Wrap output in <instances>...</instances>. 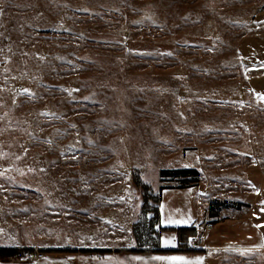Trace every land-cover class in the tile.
<instances>
[{"label": "rangeland", "instance_id": "obj_1", "mask_svg": "<svg viewBox=\"0 0 264 264\" xmlns=\"http://www.w3.org/2000/svg\"><path fill=\"white\" fill-rule=\"evenodd\" d=\"M184 167L194 224L207 200L264 232V0H0V247L31 250L0 264H174L129 249Z\"/></svg>", "mask_w": 264, "mask_h": 264}, {"label": "crops", "instance_id": "obj_2", "mask_svg": "<svg viewBox=\"0 0 264 264\" xmlns=\"http://www.w3.org/2000/svg\"><path fill=\"white\" fill-rule=\"evenodd\" d=\"M198 186L171 187L161 192V201L159 203L160 225L162 227L187 226L194 224L195 219L191 217L196 212L195 207L196 194ZM189 196V200L187 197ZM202 201L204 199L202 198ZM201 211L203 216L198 223L208 227L204 237L199 238L204 252L194 253H171V257H183L187 261L196 263L201 261L203 264H234V250H258L264 245V232L256 228L255 224L250 222V218L234 219V213L226 214L224 219L217 222L208 223V201H204ZM234 230L236 238H234ZM169 231L161 232L159 244L161 248L173 249L177 246L176 234L172 233V242L169 246H164L163 235ZM214 233V236H212ZM235 240V241H234ZM168 255V254H167ZM235 258L239 260L238 255ZM254 264V263H246Z\"/></svg>", "mask_w": 264, "mask_h": 264}, {"label": "trees", "instance_id": "obj_3", "mask_svg": "<svg viewBox=\"0 0 264 264\" xmlns=\"http://www.w3.org/2000/svg\"><path fill=\"white\" fill-rule=\"evenodd\" d=\"M198 170L193 167H184L179 169H162L160 171V175L162 177H187L188 181L192 182L191 184H187V181H183L184 183H180L177 187H188L194 186L197 184L198 180ZM133 183L136 187H141L144 190H148V186L143 183L138 175L133 177ZM171 188L167 186H160L158 189V193L153 195L152 193L149 195H145L143 197V203L141 205V216L144 218L140 222H136L132 225L133 238L135 241V247L129 249L130 251H140V252H204V249H183V245L185 241L190 236H194L197 233V227L194 224H190L187 226H176V227H162L160 225V214H159V203L161 201V192L164 189ZM153 200V204L149 203V200ZM209 213L208 216L210 218L214 217L213 214V204H209ZM149 212H151L150 216H146ZM146 221V222H145ZM164 231H174L176 234L177 246L173 249H164L160 247L159 237L161 232ZM145 237V239L143 238ZM84 252H96V253H109L112 251L110 248H98V249H78ZM114 251H118V249H113ZM27 251L30 253L31 250L20 249L16 247H0V257H18L21 256L22 253Z\"/></svg>", "mask_w": 264, "mask_h": 264}, {"label": "snow or ice", "instance_id": "obj_4", "mask_svg": "<svg viewBox=\"0 0 264 264\" xmlns=\"http://www.w3.org/2000/svg\"><path fill=\"white\" fill-rule=\"evenodd\" d=\"M163 244H164V246H169L171 244V241L166 238L163 241ZM135 259H140V258L137 257ZM153 259H157V260H168V261L174 262V264H175V262H182V264H192V262L185 261V259L183 257H154ZM197 264H198V262H197Z\"/></svg>", "mask_w": 264, "mask_h": 264}, {"label": "built area", "instance_id": "obj_5", "mask_svg": "<svg viewBox=\"0 0 264 264\" xmlns=\"http://www.w3.org/2000/svg\"><path fill=\"white\" fill-rule=\"evenodd\" d=\"M199 242H200V241H199ZM198 244H199V246H201L202 243L200 242V243H198Z\"/></svg>", "mask_w": 264, "mask_h": 264}]
</instances>
